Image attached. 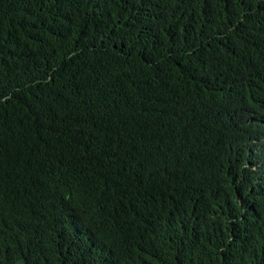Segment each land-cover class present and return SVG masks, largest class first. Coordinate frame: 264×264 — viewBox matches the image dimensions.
Returning a JSON list of instances; mask_svg holds the SVG:
<instances>
[{
  "label": "trees",
  "instance_id": "obj_1",
  "mask_svg": "<svg viewBox=\"0 0 264 264\" xmlns=\"http://www.w3.org/2000/svg\"><path fill=\"white\" fill-rule=\"evenodd\" d=\"M0 264H264V0H0Z\"/></svg>",
  "mask_w": 264,
  "mask_h": 264
}]
</instances>
